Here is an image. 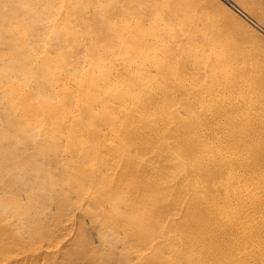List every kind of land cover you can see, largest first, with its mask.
I'll use <instances>...</instances> for the list:
<instances>
[{"label":"bare ground","instance_id":"6f19581e","mask_svg":"<svg viewBox=\"0 0 264 264\" xmlns=\"http://www.w3.org/2000/svg\"><path fill=\"white\" fill-rule=\"evenodd\" d=\"M54 1L0 0V264H34L41 252L53 256L58 264H264V236H240L239 240L233 236L236 242L230 245L229 237L206 242L188 232L174 245V238L166 235L168 230L192 228L178 219L190 212L192 200L186 184L189 192L201 193L198 186L190 187L191 180L183 175L168 186L152 189L146 176L137 177V172L99 174L84 167L81 172L82 158H76L82 156L84 145L101 152L92 138L103 142L102 146H116L110 129L117 132L124 117L111 116L112 109L131 106L109 101L129 96L131 89L119 90L115 84L125 76L138 80L147 70L141 65L129 68L127 62L162 60L161 71L175 72L173 62L177 61L174 85L183 87L188 76L201 75L200 96L211 95L207 89L210 83L217 87L215 96L225 103L221 110H238L241 143L255 151L253 163L249 166L248 160L246 165L250 168L247 172H253L264 161V0H228L251 25L240 23L243 27L235 28L232 23L239 19L232 15V23L213 15L199 16L201 34L183 38L166 32L175 20L162 8L171 10L181 2L193 4L196 0H111L107 11L99 4L96 12L92 7V12L85 10L89 14L83 16L84 20L96 17L100 27L96 35L105 38L101 47L98 39L92 36L90 40L89 35L81 45H75L72 29L63 26L64 19L44 18L41 7L46 4L49 8ZM88 2L93 6L96 0ZM57 15L63 16L61 11ZM166 36L171 42H165ZM118 44L123 48L115 47ZM66 45L76 50L83 47L88 56L83 68L76 67ZM107 53L121 55L124 62L117 67L114 58L104 62ZM206 80L209 82L204 85ZM233 91L238 97L230 98L231 102L222 99ZM86 96L91 104L81 106ZM77 111L98 123L94 126L101 123L106 127L85 133L86 122ZM65 124L72 129L62 131ZM79 135L82 145L76 144ZM67 152L74 162L66 158ZM161 173L154 177L153 185L161 180ZM251 174L255 185L252 197L258 199L264 192V172L257 177ZM243 176L246 178V172ZM244 178V185L249 186ZM89 190L91 195L81 196ZM167 191L170 200L158 204ZM261 206L264 203L258 208ZM150 209L161 227L155 236L147 215ZM53 215L57 216V241L38 251H26L15 231L21 228L33 239L43 237L49 231L46 220ZM7 217L12 218L10 223H5ZM76 217L86 227L81 226L74 247L61 252V243L68 241V245L73 240L69 227ZM202 223L198 219L197 226ZM193 254L198 258H190Z\"/></svg>","mask_w":264,"mask_h":264},{"label":"rangeland","instance_id":"374dc122","mask_svg":"<svg viewBox=\"0 0 264 264\" xmlns=\"http://www.w3.org/2000/svg\"><path fill=\"white\" fill-rule=\"evenodd\" d=\"M157 1L163 2L164 0ZM192 3L181 2L171 10L162 8L165 12L170 11V16L175 20L169 26V30H166L171 37L199 36L201 34L199 30L202 28L199 16L213 15L232 23L234 21L232 15L239 19V22L236 20L232 23L235 28L243 27L240 23L251 25L233 4L228 3V0H196ZM99 4L105 11L112 6L111 0H96L93 6L89 5L88 0H55L49 8L43 4L40 11L48 20L64 19L63 26L67 30L72 29L70 37L75 38V45H81L89 35L90 40L92 36L97 38L98 45L101 47L104 45L105 38L96 35L100 29L96 17L92 16L86 20L83 17L92 12V7L96 12ZM85 10H89V13ZM57 11H61L63 16L59 17ZM244 32L253 42H257L245 29ZM169 39L170 36H166L164 40L171 42ZM66 47L72 51L71 59L75 61L76 67L83 68L88 57L83 47L81 46L78 50L74 48L75 46L66 45ZM115 47L122 49L123 45L118 44ZM107 56L104 62H107L109 57L114 58L116 59L115 67L124 62L121 55L111 56L110 53H107ZM138 62L139 59H134L127 62L126 65L129 68L137 65L147 68L146 71L139 74L138 80L125 76L123 80L119 79L115 84L118 85L119 90L120 88L131 89L127 92L129 96L115 97L109 101L119 100V102L131 106V109H128L126 105L112 109L111 116L118 119L124 117L117 132L110 129V137L116 146H102L103 142L92 138L95 147L99 148L102 153L93 152L84 145L82 156L76 157L77 159L82 158L81 172H83V167L92 172H99V174L137 172L135 174L137 177L146 176L145 181L151 185L152 189L156 185L161 186L160 189L165 187V184L168 186L180 175H183L186 180H191L190 187L198 186L201 193L195 191L193 194L191 190L189 192L186 184L187 195L189 200H192L190 212L181 214L178 219L182 222H189L188 224L192 228L186 226L182 230L170 231L166 226L168 230L166 235L174 238L172 241L174 245L178 244L188 232L199 240L205 238L206 242L221 241L220 238L229 237L232 240L230 245L236 242L233 241V236L238 240L240 236L247 235L262 238L264 236V206L260 208L258 206L264 201L261 204H258L257 201L264 200V192L258 199L252 197L255 185L252 184L251 173L257 177L260 172H264V161L260 162L253 172H247V169H250L246 166L248 165L247 161L249 160V166L253 163L252 157L255 151L241 143L242 130L241 124L237 123L238 110L233 108L226 111L221 110L225 108V103L215 96L213 89L217 87L211 86L210 83L207 89L211 95L200 96L199 88L204 80L201 75H195L193 78L188 76L189 80H184L185 86L183 87L174 85L176 83H173L172 80L175 75L178 76L179 64L177 61L173 62L175 72L173 69L170 72L161 71L162 60ZM97 73L98 71L93 75ZM91 75L92 73L89 74V77ZM179 77L181 78L182 75L179 74ZM208 79L210 80V78ZM208 82L206 80L204 85ZM203 91L206 92V90ZM232 97H238L235 91L225 94L222 99L229 100ZM229 102L231 101L229 100ZM90 104L89 97L82 98L81 106ZM77 113L86 122L85 133L106 127L101 123L94 126L93 123H98L91 122L85 113L78 111ZM71 129L72 127L67 124L62 127V131ZM77 138L76 144L82 145L80 135ZM66 158L74 162L70 152L66 153ZM59 170L58 167L57 172ZM160 172H162L161 180L153 185L154 177ZM243 172H246V178H244ZM243 178L248 180L249 186L244 185ZM87 194L91 195L92 193L89 190L82 193L81 196ZM170 197V191L162 193L161 201L158 204L167 203ZM151 200L148 198V201ZM147 215L151 220L150 231L155 236L161 230V227L158 226L159 218L154 216L151 209L148 210ZM56 217V215L49 216V219L46 220L49 231L43 237L33 239L21 228L15 231L22 237L26 251H38L48 242L53 244L57 241L55 235L59 229H55ZM198 219L203 220L201 227L197 226ZM11 220V217H7L5 223H10ZM82 225L86 227L80 217L74 218L72 226L69 227L73 232V240L68 245V241L61 243L64 246L61 248V252L74 247L75 242L81 236ZM86 233L90 240H93L94 237L89 229H86ZM118 235L120 237L122 234L118 232ZM240 241L245 244V241ZM30 245L31 247H29ZM36 258L34 264H58L53 256L46 255L44 252L38 254ZM97 258L99 262L102 261L101 258ZM190 258L197 259L198 256L193 254L190 255Z\"/></svg>","mask_w":264,"mask_h":264}]
</instances>
